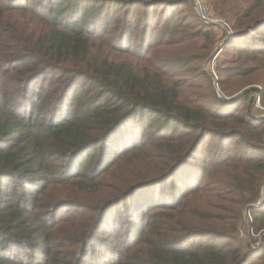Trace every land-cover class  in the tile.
I'll return each mask as SVG.
<instances>
[{"label":"trees","instance_id":"16d2710c","mask_svg":"<svg viewBox=\"0 0 264 264\" xmlns=\"http://www.w3.org/2000/svg\"><path fill=\"white\" fill-rule=\"evenodd\" d=\"M209 1L225 101L190 0H0V264H264V117L229 100L264 105V0Z\"/></svg>","mask_w":264,"mask_h":264},{"label":"rangeland","instance_id":"374dc122","mask_svg":"<svg viewBox=\"0 0 264 264\" xmlns=\"http://www.w3.org/2000/svg\"><path fill=\"white\" fill-rule=\"evenodd\" d=\"M204 2H205V4L209 7V11H210V14H212V10L211 9H213L214 11H215V9H214V7L211 5V3H210V1L209 0H203ZM193 8V3H192V0H190V10H194V8ZM175 10H177V9H175ZM181 11V10H180ZM193 12V11H192ZM182 13V12H181ZM212 18H211V20L212 21H214V22H218L217 20H219L220 21V19H217V18H215L213 15L211 16ZM209 24H211L212 26H213V28L212 29H210L211 31H212V37H213V43H212V48L210 49V51H209V53L207 54L208 56L205 58V59H203L202 60V68H203V70L204 69H206V70H208L209 71V75H210V79H211V83H212V85H213V88H214V93H215V95H216V97L218 98V99H220V100H222V101H225L226 99H224V94L225 93H227L226 95H229L228 94V92L229 91H225V93H222V92H220V90H219V88H218V85H217V77L215 76V67L214 66H210V65H206L207 64V59L208 58H210L215 52H218L219 51V49L222 47V45L224 44V42L226 41V39H227V37H226V34H225V32H224V26H223V24H221L220 25V27H219V25L218 24H215V23H209ZM223 28V29H222ZM214 30V31H213ZM129 40V39H128ZM216 41H217V43H216ZM219 41V42H218ZM130 43V48L133 50V49H135V42H136V40H131V41H129ZM216 44H217V46H216ZM211 64V63H210ZM252 64V63H251ZM229 84H231V87H228V89L229 90H232V89H237L238 87H240V84H239V86H238V83H237V81H235L234 79H231L229 82H228ZM252 86H256L257 88H259V92L261 91V86L260 85H258V84H251V85H249V86H247V87H244V89H246V88H248V87H252ZM243 88H242V90H241V88L240 89H238V92H237V94L238 93H240L241 91H243L244 90ZM253 94H255L254 96H253ZM257 94H259V93H254V92H252L249 96V99L253 96L254 97V99L256 98V96H258ZM242 97V96H241ZM241 97H239V98H241ZM227 98V97H226ZM249 99H248V102H249ZM254 99H253V102L251 103V105H250V107L248 108V104H247V112H248V114L249 115H252L253 117H264V110H261V109H259L257 106H255L254 105ZM260 105L263 107V109H264V105L262 104V102L260 101ZM263 194H264V192H263ZM263 196V195H262ZM261 205V200L260 201H257L256 203H254V207L255 208H258L259 206ZM248 206V204H245L244 205V207H243V210H242V216H243V219H244V222L245 223H249L250 222V217L248 216V213H249V208L247 207ZM240 229V228H239ZM241 230V229H240ZM245 233H242V235H244ZM249 235L251 236V237H256V236H258L259 238L257 239V240H252V241H250V243H251V245L253 246V247H258V246H260V244H261V241H262V239H263V237H264V229L262 230V233L260 234V235H258V234H253L251 231H250V233H249ZM243 240H245V239H243ZM255 247V248H256Z\"/></svg>","mask_w":264,"mask_h":264},{"label":"built area","instance_id":"2783aa9c","mask_svg":"<svg viewBox=\"0 0 264 264\" xmlns=\"http://www.w3.org/2000/svg\"><path fill=\"white\" fill-rule=\"evenodd\" d=\"M193 8L196 13V15L204 22L206 23H215L219 26L223 24L224 26V32L226 34V37H228L231 34L230 28L221 20H217L218 22H214L211 20L212 14H210L209 7L205 4L203 0H192ZM258 95V94H257ZM254 105L257 106L259 109L264 110L263 107L260 105V101L258 96L254 99Z\"/></svg>","mask_w":264,"mask_h":264},{"label":"water","instance_id":"95a60500","mask_svg":"<svg viewBox=\"0 0 264 264\" xmlns=\"http://www.w3.org/2000/svg\"><path fill=\"white\" fill-rule=\"evenodd\" d=\"M249 92L259 93V88H257L256 86L248 87V88L244 89L243 91H241L240 93L236 94L235 96L231 97L229 100L237 99V98H239V97H241V96H243ZM254 95L255 94H253V96ZM253 96L249 99L248 108L250 107L251 103L253 102V99H254ZM224 99L228 100V98H226V97H224Z\"/></svg>","mask_w":264,"mask_h":264}]
</instances>
